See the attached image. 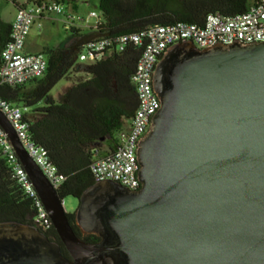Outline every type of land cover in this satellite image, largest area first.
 I'll return each instance as SVG.
<instances>
[{"label":"water","instance_id":"obj_1","mask_svg":"<svg viewBox=\"0 0 264 264\" xmlns=\"http://www.w3.org/2000/svg\"><path fill=\"white\" fill-rule=\"evenodd\" d=\"M160 106L138 142L140 188L94 183L78 197V237L62 199L0 112V128L61 241L0 222V264H264V42L197 48L157 61Z\"/></svg>","mask_w":264,"mask_h":264},{"label":"trees","instance_id":"obj_2","mask_svg":"<svg viewBox=\"0 0 264 264\" xmlns=\"http://www.w3.org/2000/svg\"><path fill=\"white\" fill-rule=\"evenodd\" d=\"M41 0H12L17 8ZM60 2L70 0H57ZM100 21L86 32L71 29L62 46H44V74L20 85L0 83V98L24 105L32 141L44 148L49 161L64 176L56 189L60 199H76L95 182L90 163L106 154L115 143L116 132L126 125L136 108L135 87L131 81L141 46L126 45L123 51L111 49L95 61H78L82 45L100 37L115 38L149 26L176 21L202 23L208 13L234 15L244 12L255 0H97ZM10 22L0 18V50L8 40ZM69 74L75 77L56 98L52 87ZM76 74H80L76 77ZM107 143L106 150L102 148ZM34 209L20 186L11 177L8 164L0 156V222L32 224ZM73 221L74 212H66ZM72 227V225L70 224ZM73 229V228H72ZM74 231V229H73ZM44 233L49 240L59 237L50 224ZM74 233L86 242L99 239L93 233ZM63 254L67 252L63 249Z\"/></svg>","mask_w":264,"mask_h":264},{"label":"built area","instance_id":"obj_3","mask_svg":"<svg viewBox=\"0 0 264 264\" xmlns=\"http://www.w3.org/2000/svg\"><path fill=\"white\" fill-rule=\"evenodd\" d=\"M50 14L63 17V28L68 32L83 26L82 21L86 23L89 17L97 18L93 26L100 21L99 14L94 11L86 18L79 19L66 10L63 2L57 0H41L25 6L20 4L10 23L8 40L0 50L1 84L20 85L44 74L46 70L44 54L23 52V48L31 27L35 25L40 29L41 19ZM183 41H190L197 48L215 44L264 42V0H255L246 11L234 15L208 13L200 24L184 21L166 25L155 24L135 33L122 34L115 38L100 37L82 45L78 54V61L81 62L99 60L111 49L123 51L128 44L142 47L131 77L135 87L136 108L126 125L116 132V141L111 144L112 148L90 163L89 170L95 183L113 181L131 191L140 188L136 156L138 142L149 129L151 117L160 106L153 90V71L162 54L174 44ZM27 111L28 108L24 105H15L0 98V112L13 128L28 156L56 190L65 178L49 161L46 150L32 141L28 132L29 124L24 118ZM0 156L8 164L11 177L32 203L34 209L32 225L41 232H46L52 223L1 128Z\"/></svg>","mask_w":264,"mask_h":264},{"label":"rangeland","instance_id":"obj_4","mask_svg":"<svg viewBox=\"0 0 264 264\" xmlns=\"http://www.w3.org/2000/svg\"><path fill=\"white\" fill-rule=\"evenodd\" d=\"M23 0H15L17 3H21ZM97 0H70L64 1L63 5L66 10L74 14L79 19H84L91 11L98 14ZM16 7L12 0H0V18L5 22L13 20ZM63 17L56 14H50L41 20V29L37 31L33 25L27 35L26 49L28 51H35L42 46H62L70 39V33L65 31L62 23ZM96 17H89L87 22H83V26H80V30L86 32L87 29L96 23ZM23 52H25L23 50ZM84 63V62H81ZM69 74L66 77L59 80L50 90V95L54 98L60 94L64 88L70 85V80H74L75 77ZM80 74H76V77ZM70 80H69V78ZM102 148L106 150L107 143L104 142ZM63 208L65 212H75L78 206V200L71 196H66L62 199Z\"/></svg>","mask_w":264,"mask_h":264},{"label":"flooded vegetation","instance_id":"obj_5","mask_svg":"<svg viewBox=\"0 0 264 264\" xmlns=\"http://www.w3.org/2000/svg\"><path fill=\"white\" fill-rule=\"evenodd\" d=\"M70 224L72 225V228L74 229L75 232L79 233V235L81 236H84L85 234H89V233H86L84 231H82V229L80 228V226L77 224L76 222V219H75V215L73 217V221H70ZM97 236V235H96ZM51 241H54L56 243H58L60 245V248H61V252L63 254V249H64V246L62 245V243H60L58 240L56 239H51ZM64 255V254H63ZM66 256V255H65Z\"/></svg>","mask_w":264,"mask_h":264},{"label":"crops","instance_id":"obj_6","mask_svg":"<svg viewBox=\"0 0 264 264\" xmlns=\"http://www.w3.org/2000/svg\"><path fill=\"white\" fill-rule=\"evenodd\" d=\"M42 20V19H41ZM10 23H11V21H10ZM35 26V25H34ZM35 29L37 30V31H39L40 29H38L36 26H35ZM78 29H80V27L78 28ZM26 39H27V37H26ZM26 39H25V43H24V48H23V50L25 51V52H29V53H34V52H41V50H42V48L44 47V46H42V47H40L39 49H36L35 51H28L27 49H26ZM46 46V45H45Z\"/></svg>","mask_w":264,"mask_h":264}]
</instances>
